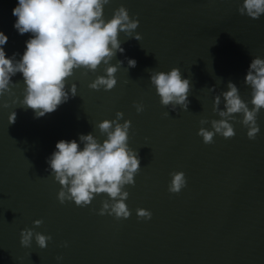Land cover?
Segmentation results:
<instances>
[{
	"label": "water",
	"instance_id": "95a60500",
	"mask_svg": "<svg viewBox=\"0 0 264 264\" xmlns=\"http://www.w3.org/2000/svg\"><path fill=\"white\" fill-rule=\"evenodd\" d=\"M243 0H110L104 18L124 6L138 19L140 41L121 32L123 53L110 64L116 66V86L105 91L88 85L106 75L103 63L95 72L74 70L66 90L75 83L77 93L57 110L35 118L32 109L12 100L23 99L22 74L11 94L0 97V264H264V109L255 140L234 114L236 135L214 136L205 144L197 133L211 129L220 119L213 112L215 96L235 83L242 100H251L244 80L251 61L264 59V15L252 19L240 15ZM18 0H0V32L7 58L20 60L26 41L14 28L12 10ZM128 59L136 61L129 68ZM117 60L123 64H117ZM179 68L189 79L188 111L172 110L160 103L150 72ZM214 88V91H209ZM10 106L4 108L2 105ZM135 103L144 111L137 113ZM221 95L220 109L224 110ZM17 113L9 124L11 112ZM131 121L129 147L139 152L140 171L135 186H125L128 219L99 215L107 194L96 195L87 207L74 201L61 204L60 185L47 163L60 140L79 141L92 133L106 139L97 125L116 119ZM169 113L165 116V113ZM208 124L201 125L200 120ZM81 149L83 144L80 145ZM183 172L187 181L180 193H170V173ZM143 208L150 220L137 217ZM42 220L40 226L34 221ZM32 229L52 239L41 249L33 238L30 247L20 244V232ZM67 243V246H65ZM62 257V259H57Z\"/></svg>",
	"mask_w": 264,
	"mask_h": 264
},
{
	"label": "clouds",
	"instance_id": "9594fccd",
	"mask_svg": "<svg viewBox=\"0 0 264 264\" xmlns=\"http://www.w3.org/2000/svg\"><path fill=\"white\" fill-rule=\"evenodd\" d=\"M110 0H18L12 14L17 19L14 28L19 34L31 33L26 41V50L20 60L7 58L4 48L8 37L0 32V97L5 93L11 94L17 83L12 77L22 74L25 85L23 99L12 100V104L19 102L20 106L32 109L35 118H41L57 110L58 106L67 102L77 93L76 84L66 90L68 78L73 76L74 70L85 69L83 73L95 72L103 63L106 65V75L97 76L88 87L93 90L105 91L113 89L117 80L116 66L110 64L116 54L123 53L124 48L118 36L121 32L137 41L142 39L139 33L133 37L134 30L139 26L138 19H131L128 10L120 6L114 11L111 19L105 20L104 6ZM240 15H247L252 19H259L264 15V0H243L238 9ZM129 68L136 67L134 59H128ZM117 64L123 62L117 60ZM245 84L251 88V108L248 102L241 99L237 85L231 81L227 84V91L215 96L213 112L220 119L210 121L211 129L200 127L198 135L205 144L214 142V136L219 134L225 139L233 138L236 133L233 124L234 114H242V123L247 131V137L255 140L260 131L257 117L264 109V59L259 57L251 61ZM150 83L155 87L160 103L172 110L180 106L188 111L189 79L182 78L179 68H172L168 72H150ZM214 91V88H209ZM221 95L224 99V110L220 109ZM9 107L8 103L2 105ZM137 113L144 111L142 103L134 104ZM168 116L169 113H165ZM17 113L11 112L9 124H14ZM124 113L118 111L116 119L104 120L97 127L101 134L106 135L103 142H99L92 133L79 136L80 143L60 140L56 143V151L47 160L51 174L60 185L57 199L61 204L74 201L78 207L89 206L96 195L107 194L109 199L101 202L98 214L114 216L116 219H128L131 212L125 203L129 192L125 186H135L134 177L140 171L139 152L129 147V130L131 121L123 119ZM207 119H201L200 124H208ZM81 144L83 148L81 149ZM168 191L178 194L186 187L187 181L183 172L170 173ZM137 217L150 220L152 213L138 208ZM42 220L34 221L40 226ZM33 238L41 248L47 247L51 236H45L32 229L20 232V244L27 248L31 246ZM67 246V243H65ZM62 259V257H57Z\"/></svg>",
	"mask_w": 264,
	"mask_h": 264
}]
</instances>
